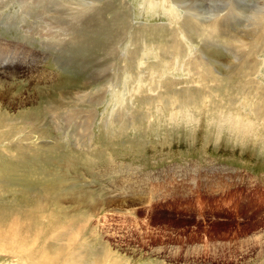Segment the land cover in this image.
<instances>
[{
  "label": "rangeland",
  "instance_id": "1",
  "mask_svg": "<svg viewBox=\"0 0 264 264\" xmlns=\"http://www.w3.org/2000/svg\"><path fill=\"white\" fill-rule=\"evenodd\" d=\"M123 1L131 10L128 34L141 25L163 33L150 37L143 28L151 47L140 55L146 68L117 55V95L109 91L95 106L90 142L76 144L73 125L58 130L35 92L20 107L0 100L8 120L0 125L16 140L0 144V264H264V0H187L183 7L198 20L220 16V30L203 34L201 21L185 41L172 35L189 31L183 9ZM112 3L96 0L95 8ZM17 5L0 11V39L11 49L10 42H24L22 17L11 22L22 15ZM111 16L103 11L104 20ZM125 38L120 50H138L141 42ZM40 41L33 35L26 46L48 53H37L45 56L42 68L62 81L79 74L65 62V47ZM14 78L15 90L30 88ZM192 164L205 169L201 180ZM150 168L166 175L145 187L136 179Z\"/></svg>",
  "mask_w": 264,
  "mask_h": 264
},
{
  "label": "bare ground",
  "instance_id": "2",
  "mask_svg": "<svg viewBox=\"0 0 264 264\" xmlns=\"http://www.w3.org/2000/svg\"><path fill=\"white\" fill-rule=\"evenodd\" d=\"M112 1H114V5L113 3L110 5L108 4V6L104 10H101L99 8L98 9L95 8L96 0H0V11L2 8L7 6V3H12L14 6L16 5L17 2L18 7H16L15 10L20 11L22 15L18 13L15 14L11 22L14 25H18L19 20L17 21V18L22 17V21L24 23L22 25V29L24 30V38H23L24 42L22 43H19V41L10 42L12 45V49H11L8 47L9 42L0 39V100H3L7 105H11L12 103H14L15 106L20 107L26 104L27 102L32 101L33 97H31V95L33 92H35L36 94L35 98L40 102V104L42 103V100L45 101L46 103L45 112L54 121L55 127L58 128V130H62L60 129L62 127H65L67 128L66 130H68V128L73 125L74 130H71V132L79 137V138H73L74 142L82 146H84L85 141L90 142L91 137L93 135L92 127L97 116L96 115L97 111L94 110L95 106L98 105L101 101L105 100L104 94H106L107 92L113 91L114 93L116 92L115 95H117V91L115 89L116 86L115 84L117 83H115L116 81L114 82V80L117 79L116 78L117 73L115 72H117V70H120L122 68L115 66L117 55L119 56L120 53L122 54L121 55L123 56L122 62H125V60L134 61L135 59L138 58L139 61L138 66L139 67L143 65L145 66V64L147 63L146 61H142L144 62L143 64L140 61V55L141 56L144 55V53L142 54V49L143 50H145L146 48L151 49V47H149V44L147 43L148 42L147 39L149 36L146 37V33L143 32V28L146 29L150 28V30H152L151 34H147V35H151L150 37L159 35V33L161 35V33H163L162 26L154 25L152 27H149L146 25H141L136 30L133 28L134 30L128 34V30H129L128 28L131 26L130 25L131 10L130 7H128L129 3H126L123 0H112ZM148 1H149V7L168 9L170 12L177 8H181L185 11L183 15V20L185 21L183 25L184 27H187L189 31L184 33L183 32L184 30L179 31L180 29L172 30L173 36L175 35V33L176 34L180 33L184 41L185 38H187L186 34L189 35L190 33H194L195 28H198L197 27L198 24L200 25V22L203 20V19L198 20L197 19L198 15L197 16L195 15L196 13L195 14L193 12L190 13L191 10L190 7L189 8L183 7V5L187 2V0H159V1L148 0ZM117 2H119L120 5L116 6L115 3ZM46 7L49 8L48 11L46 10ZM103 11L111 12L112 16L110 17L109 20L107 18L106 20L102 18ZM46 12H48V15H46ZM187 18L190 19L193 18L196 22H191L189 20L188 21L189 24H188L186 21ZM219 18L220 16H217L214 17L213 20L207 19L205 22L202 21L203 24L201 25L202 26L201 31L203 30V34L205 33L207 34V31L215 32L220 30V29L217 30L218 21L216 20V19L219 20ZM28 19H30L31 21L28 22ZM184 27L183 29H185ZM53 28H55L56 31H52ZM33 35H38V37L40 36L42 38L40 44H42L43 46L60 45L62 47H65L66 51L64 52L67 53V54L65 53L67 55L66 56L67 60L65 62H67L70 65H73L76 72H78L79 74L76 77H72V78L70 77L71 79L68 78L69 80L66 77V80L62 81L57 73L55 72L52 73V70L42 68L38 59L39 58H41V60L45 59V56L40 57L39 54L37 53H41L46 56L48 53L46 54V52L42 50L41 51L38 50L39 51L38 52L30 49L29 46L28 47L26 46L27 42L30 43V38H32ZM125 36H128V38L131 39L130 40L131 44L133 43L136 45L141 42V44H139L138 50H134V49L129 50V48L126 47V45L124 47V50L119 49L120 45L126 40ZM27 37H29L28 40H26ZM201 37L203 38V35ZM117 44H118V48H116ZM127 45L129 46V44ZM164 53H166V51H164ZM8 55L13 56V58H11L12 62H10L7 66H3L5 60L4 58ZM28 58L31 59V61H28ZM65 62H63L64 65H66ZM178 62H179L178 57L173 58V65H172L173 69H175L178 66V64L180 63ZM182 65L184 66L185 64ZM146 67L147 66H145V68ZM132 69L131 68L129 69L130 72ZM14 77H16L17 80L18 79L21 80L20 81L21 83L23 82L24 84L25 83L29 84L30 88H28V90L27 89H21L19 91L15 90L17 88L16 87L17 85L15 83H11L12 80L13 81L15 80ZM141 77L142 75L139 74L137 79L139 80L141 79ZM95 84L97 85L96 91L94 92V94H92V96L89 97L87 91L88 89H90L91 86ZM105 89L108 90L105 91ZM38 90H40L39 93H36ZM97 93H100L101 95L97 96L96 95ZM123 97L124 95L122 94V98ZM86 98H88L89 100V105L87 110L82 109L81 107V104L85 102L84 100ZM130 98H132V96ZM68 107H71V109H69ZM112 112H115L114 109L112 110ZM3 115L4 113L0 111V123L8 121V120L5 121L1 120V117H3ZM21 115L23 114L21 113ZM112 117H109V119H112ZM58 123H61V125H59ZM30 125L32 126V124ZM5 126L0 125V129H3L6 132L0 135V144H2L3 141L5 140H7L8 142L16 141V140L14 141L12 140L14 133L12 134V136H10L11 130L7 129L8 130L7 131L5 129ZM31 129L29 130V140H32V137L30 135ZM84 131L85 133H83ZM82 138L84 140H82ZM24 140L27 141V137H24ZM35 209L42 211L44 207L42 205L39 207H35ZM27 213L29 215V212ZM44 260H45L43 261L44 263L46 262V264L47 263L50 264L53 259L49 258L46 260V258H44Z\"/></svg>",
  "mask_w": 264,
  "mask_h": 264
}]
</instances>
